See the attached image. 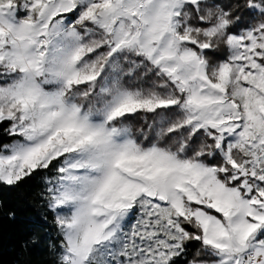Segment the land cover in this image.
<instances>
[{
  "label": "snow or ice",
  "instance_id": "obj_1",
  "mask_svg": "<svg viewBox=\"0 0 264 264\" xmlns=\"http://www.w3.org/2000/svg\"><path fill=\"white\" fill-rule=\"evenodd\" d=\"M0 137L52 264H264V0H0Z\"/></svg>",
  "mask_w": 264,
  "mask_h": 264
},
{
  "label": "trees",
  "instance_id": "obj_2",
  "mask_svg": "<svg viewBox=\"0 0 264 264\" xmlns=\"http://www.w3.org/2000/svg\"><path fill=\"white\" fill-rule=\"evenodd\" d=\"M146 127L142 121L136 122L137 128ZM7 142V137H0ZM147 143V141H145ZM41 189L40 179H29L19 187L0 185V206L3 215L0 216V264H52L47 246L40 244L22 247L33 233H39L43 241L48 235L54 234L53 216L39 199ZM14 212L15 218L9 219L8 213ZM47 216V222L42 216ZM198 243L192 245V250Z\"/></svg>",
  "mask_w": 264,
  "mask_h": 264
}]
</instances>
